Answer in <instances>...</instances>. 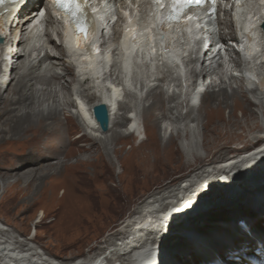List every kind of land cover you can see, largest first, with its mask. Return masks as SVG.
<instances>
[{"label": "bare ground", "instance_id": "obj_1", "mask_svg": "<svg viewBox=\"0 0 264 264\" xmlns=\"http://www.w3.org/2000/svg\"><path fill=\"white\" fill-rule=\"evenodd\" d=\"M42 1L21 0L0 10V146L11 142L13 148L2 150V157L21 156L20 167L31 165L17 171L15 166L1 167L6 170L0 169V201L12 194L15 197L22 182L27 191L37 181L46 184L62 174L66 178L76 175L81 165L97 170L111 150L117 156L124 154V149L116 147L118 143L134 142L142 133L145 137L125 152L136 172L149 176L159 165L187 162L190 179L178 187L162 186L137 216L132 215L105 241L107 246L86 258L59 261L0 220V264H264V205L256 215L220 225L189 247L175 251L167 241L171 233L189 227L196 216L241 209V201L246 199L239 189L250 190L255 183H264V144L216 165L206 164L224 158L233 141L253 136L256 140L261 137L254 132H264V71L258 67L262 64L264 68V61L257 62V81L241 73L242 65L235 56L238 52L231 43L240 41L241 36L232 15H222L215 24L222 30L217 37L226 42L228 57L220 51L213 59L203 46L188 47L191 25L154 23L159 11L145 5L141 23L156 30L153 38L148 29L137 39L142 60L149 57L137 64L132 76L135 90L123 86L118 59L122 31L116 29L115 37L102 35L101 48L108 62L99 65V73L111 82L104 90L92 77H80L65 46L57 40L64 38L59 19L51 15L37 19ZM111 2L115 9L135 10L129 0ZM245 7L252 19L244 15L241 20L242 41L247 40L249 49L258 37L264 51V0H248ZM36 19L28 33V25ZM186 55L188 58L180 61ZM151 62L155 65L152 71ZM185 87H189L188 93ZM98 104L108 108L107 131L93 117V107ZM132 109L139 113L140 133L122 130L130 121L126 112ZM162 118L172 126L169 135L164 133L170 128L161 125ZM76 127L85 129L84 133L76 135ZM91 127L97 132L94 135L87 131ZM50 157L57 160L38 164ZM261 197L264 195L251 199L249 206ZM33 199L29 193L19 197L14 208L27 212L35 203Z\"/></svg>", "mask_w": 264, "mask_h": 264}, {"label": "rangeland", "instance_id": "obj_2", "mask_svg": "<svg viewBox=\"0 0 264 264\" xmlns=\"http://www.w3.org/2000/svg\"><path fill=\"white\" fill-rule=\"evenodd\" d=\"M27 28L29 33L33 28L32 23ZM57 40L60 42L59 38ZM261 65H258L259 71L261 69L263 72L264 68ZM14 82V79L11 80L9 86ZM73 111H76V108H73ZM161 125L164 128H170L168 132L164 130V133L169 135L172 127L170 122L162 118ZM83 130L85 131L81 127H76L75 134L81 135L84 133ZM122 130L126 132L127 127H122ZM87 131L93 135L97 133L94 130ZM254 135L261 138L255 140L253 136L251 139L248 138L251 141H248L247 138L233 141L228 146L229 149L224 154V158L219 159L216 163L206 161V164L216 165L262 146L264 132H254ZM144 137L145 135L142 133L140 138L134 142L118 143L116 147L124 149V154L117 156L114 150H111L110 156L105 157L106 161L100 162L102 165L97 170L89 165H81L76 175L69 178L64 177L63 174L56 176L50 179V182L46 183L47 185L37 181L31 187L28 186L27 191H25V183H20L18 185L20 191L15 196L16 198L12 194L11 197L0 201L1 222L5 225L8 224L9 229L13 228L15 234L20 238H32L35 246L43 248L47 254L59 261L86 258L100 252V247L107 246L105 241L111 238L117 230H120L122 223L132 218V215L135 216L146 201L161 190L162 186L172 184V186L178 187V185H185L190 179L187 175L190 171L187 162L159 165L149 176L143 172H136V168L132 167L134 162L125 152L130 149V146L138 144ZM0 149V153H2L4 149L12 150L13 148L11 142H8L1 145ZM201 150L203 151V149ZM213 155L210 154L211 157ZM2 156L3 153L0 154V169L3 171L6 169L1 167L15 166L17 171L31 166L20 167V163H23L21 156L14 158ZM56 160L55 157L45 158L38 164L51 163ZM1 191L0 186V193ZM28 193L34 198L35 203L32 209L21 213L18 208H14V204L16 199L24 197ZM263 205L264 197H261L248 208L224 210L218 212L217 215L200 218L195 215V219L187 225L189 227L169 235L167 241L170 242L168 241V244L175 251L185 248V246L189 247L210 236L220 225L240 220L238 217L241 214H243L242 218L256 215ZM41 218L42 222H40ZM111 242L115 243L116 239L113 238Z\"/></svg>", "mask_w": 264, "mask_h": 264}, {"label": "water", "instance_id": "obj_3", "mask_svg": "<svg viewBox=\"0 0 264 264\" xmlns=\"http://www.w3.org/2000/svg\"><path fill=\"white\" fill-rule=\"evenodd\" d=\"M93 110H94V117H95L96 121L100 124L102 130L107 131L108 125H109V111H108L107 106L105 104H98V105L94 106ZM239 190L242 193V196L246 199V200L241 201V206H243V208H248V206H249L248 202L251 199L253 200L254 197L264 195V183H261L258 185H257V183H255L254 186L252 187V189H250V190L241 189V188ZM241 200H242V198H241ZM202 210H205V207L202 208ZM226 210H231V209H226ZM241 216H243V214L239 215V217H241ZM167 217L168 216H165L164 218H167ZM129 260H130V258H129Z\"/></svg>", "mask_w": 264, "mask_h": 264}, {"label": "snow or ice", "instance_id": "obj_4", "mask_svg": "<svg viewBox=\"0 0 264 264\" xmlns=\"http://www.w3.org/2000/svg\"><path fill=\"white\" fill-rule=\"evenodd\" d=\"M58 2H60V3H64V0H58ZM66 6V5H65Z\"/></svg>", "mask_w": 264, "mask_h": 264}]
</instances>
